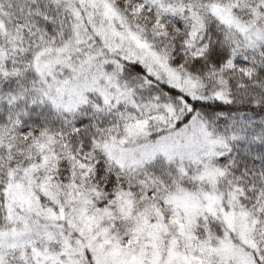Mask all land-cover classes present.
<instances>
[{"label":"snow or ice","instance_id":"6c2138e0","mask_svg":"<svg viewBox=\"0 0 264 264\" xmlns=\"http://www.w3.org/2000/svg\"><path fill=\"white\" fill-rule=\"evenodd\" d=\"M0 264H264V0H0Z\"/></svg>","mask_w":264,"mask_h":264}]
</instances>
